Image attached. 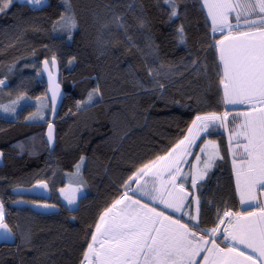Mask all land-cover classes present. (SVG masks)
Here are the masks:
<instances>
[{"label": "trees", "instance_id": "1", "mask_svg": "<svg viewBox=\"0 0 264 264\" xmlns=\"http://www.w3.org/2000/svg\"><path fill=\"white\" fill-rule=\"evenodd\" d=\"M170 10L163 0H48L40 8L15 0L0 13V80L5 82L0 85V201L6 207L4 222L17 236L15 245L0 247V264H81L100 215L136 186L122 187L128 177L165 155L197 115L225 111L218 55L208 47L222 36L211 33L199 0H181L172 21ZM71 23L70 31L63 27ZM180 25L185 43L177 36ZM53 58L61 68L65 98L51 151L41 67ZM97 88L92 102L84 103ZM37 112L42 119H29ZM204 140L215 141L223 159L197 182L200 187H191V177L183 182L193 201L186 212L196 215L199 198L198 220L166 214L190 227L198 223L194 230L208 238L200 229L218 227V212L222 218L225 211L250 209H242L225 133L218 127L197 144L203 147ZM42 181L50 185L60 213L10 206L14 188ZM70 183L85 192L77 210L68 209L58 193ZM216 243L224 245L223 236Z\"/></svg>", "mask_w": 264, "mask_h": 264}, {"label": "snow or ice", "instance_id": "2", "mask_svg": "<svg viewBox=\"0 0 264 264\" xmlns=\"http://www.w3.org/2000/svg\"><path fill=\"white\" fill-rule=\"evenodd\" d=\"M14 2L15 0H0V13ZM25 2L35 8L44 4L45 0ZM180 2L181 0H163L171 9L169 21L179 16ZM199 2L202 10L207 9L205 19L206 23L210 21L211 33H219L222 36V39L214 40L208 45L209 48H215L218 55L220 71L217 75L219 85L222 87L220 103L233 108L247 107L248 110L197 115L187 129V134L178 143L165 155L157 156L155 160L137 168L122 187L128 188L130 183H136L140 187L132 190L134 193L157 201L173 212H181L193 201L188 200L189 194L183 183L177 182L186 179L180 170V164L190 155L200 161L201 156L191 151L192 146L200 147V152L207 158L203 160V170L191 174V187H200L197 181L204 179L216 158H223L219 157L215 141L204 140V146L201 147L197 140L204 139L218 127H226L231 117L233 128L232 135L229 136L228 151L233 157L236 190L242 204L258 210L223 213L224 217L229 218L227 221L229 227L222 233L223 240L229 243L221 248L216 243V235L220 231L218 227L200 229L201 232H207L212 236L209 240L194 230L199 228L198 223L190 227L188 223H182L180 219H174L162 210L158 211L155 207L141 203L139 199H133L125 191L100 215L83 252L81 264H257V259L253 255H246L244 251L239 250V245L250 249L253 254H258L260 264H264V203L259 202L257 194L259 192L260 195H264V0H199ZM253 16L255 19H250ZM119 20L117 17L118 22ZM119 26L125 27L122 23ZM139 26L145 27L143 19L139 21ZM63 27L70 31L75 27V23ZM176 32L179 42L185 43L184 26L180 25ZM49 63L50 61L45 60V67ZM51 63L55 64L54 58ZM192 63L195 65L197 61L193 60ZM202 67L206 70V66ZM149 74H152L151 69ZM4 83L0 80V85ZM58 87L57 85L53 90L51 97L53 105ZM98 93V88L89 93L88 100L84 103L92 102ZM77 106H80V102ZM36 117L43 118L37 112L29 119ZM237 120L240 122L236 123ZM233 138L236 140L234 146ZM241 138L244 141L242 144L239 142ZM47 140L49 144L53 140L51 123L48 124ZM209 147L211 151H208ZM2 155L0 153V156ZM83 159L81 157V161ZM77 168L79 169V165ZM165 173L167 180L163 179ZM146 176L152 178V191L146 190L145 186L149 182L144 179ZM157 181L161 185L159 188L156 187ZM169 185L171 186L168 189L169 198H165L162 189ZM39 186L47 187L43 182ZM75 191L78 189L73 192L60 189L70 205L76 202ZM185 200H188V205H185ZM195 203L196 215L184 212L192 222L198 220L200 213L199 198L195 199ZM42 207L54 205L45 204ZM118 208L120 210L116 211ZM217 219L220 223H225L219 212ZM4 220L3 204L0 203V241L7 242L13 240L15 234ZM22 239L26 243L31 242L28 237ZM198 257L201 259H197Z\"/></svg>", "mask_w": 264, "mask_h": 264}, {"label": "water", "instance_id": "3", "mask_svg": "<svg viewBox=\"0 0 264 264\" xmlns=\"http://www.w3.org/2000/svg\"><path fill=\"white\" fill-rule=\"evenodd\" d=\"M45 61V60H44ZM44 61L42 62L41 67V73L45 80L46 84V95L50 103V116H49V123L53 125V140L51 144L48 143L47 140V132H48V125L45 130V140L46 143L51 151H53L56 147V124L55 121L59 116L61 107L64 102L65 98V91L64 88L60 82L61 79V68L59 65V62L57 59H55V64L53 65L51 62L45 67ZM48 61V60H47ZM51 76V78H50ZM58 87L57 93H56V100L55 104L53 105V101L51 99L53 95V90L56 89V86ZM54 109V110H53ZM48 123V124H49ZM44 184L47 185V187H40L39 185L41 182L36 183L30 187H17L12 190V194L16 197V200L10 204L11 207L14 208H30L33 212L41 215H52V214H58L62 211V207L56 203H54L53 200V191L50 187V185L42 181ZM33 199L32 201L26 199V198ZM54 205V207H42V205ZM6 223V222H4ZM7 224V223H6ZM8 225V224H7ZM10 228V226L8 225ZM11 229V228H10ZM12 230V229H11ZM13 232V231H12ZM14 233V232H13ZM15 234V233H14ZM17 243V236L15 234V237L13 240H9L7 242L0 241V247L3 245H10L13 246Z\"/></svg>", "mask_w": 264, "mask_h": 264}, {"label": "rangeland", "instance_id": "4", "mask_svg": "<svg viewBox=\"0 0 264 264\" xmlns=\"http://www.w3.org/2000/svg\"><path fill=\"white\" fill-rule=\"evenodd\" d=\"M17 1H19V2H21V3H26L25 0H17ZM47 1H48V0H45V3H44V4H42V5L38 6V7H35V8H40V7L44 6L45 4H47ZM32 7H33V6H32ZM230 19H231V18H230ZM250 19H255V17H254V16H253V17H250ZM232 22L235 23L234 20H233ZM216 145H217V143H216ZM194 147H195V146H194ZM194 147L191 148V151H192V149H194ZM217 147H218V146H217ZM211 150H212V149L209 147L208 151H211ZM188 158H189V156H186V157L184 158V160L186 161ZM206 158H207V156L205 157V159H206ZM205 159H204V160H205ZM1 160H2V156H0V163H1ZM191 169H194V168H192V164H191V163L188 164L187 166H185V162L182 163V164H180V170H181V172H182L183 174H185L186 179H187V177H188V175H189ZM199 170L202 171L201 168H199ZM144 179L149 181L148 184L145 186V187H146V190H148V191H152V189H153L152 178L146 176ZM163 179H164V180H167V179H168L166 173L164 174ZM186 179H184L183 181H179V180H178L177 182H178V183H181V182L183 183ZM141 184H143V181H141ZM138 187H140V185L136 184L135 187H133V188H131V189L128 190V194H129V196H131L133 199H139V200H141V203H146V204H148L149 207H155V208H157L158 211H161V210H162V211H164L165 213H166V212H169V213H171V214H174V215L177 216L178 218H180L182 215H184V212H186V207H185L181 212H173L172 209H166V208L164 207L163 204H160V203H158L157 201L151 200V199H149L148 197H142L139 193H134L132 190L137 189ZM156 187H158V188L161 187L159 181L156 182ZM170 187H171V186L169 185L168 187L162 189L165 198H169V197H168V189H169ZM63 189H65L66 192H73L74 190H77V189H78V191H75L76 202H75L74 204H71V205L68 204L67 200L64 198V195L60 192V190L58 191L62 203H63L68 209H70V210H77V209L79 208V205H80L81 200L85 197V192H84L83 187H81V186H79V185H73V184L70 183V184H68L66 187H64ZM187 192H188V191H187ZM188 194H189V192H188ZM189 196H190V194H189ZM189 196H188V199H189ZM187 201H188V200H185V201H184L185 205L187 204ZM0 203H2V202L0 201ZM261 203H264V200L262 201V199H261ZM2 204H3V203H2ZM119 210H120V209L118 208L116 211H119ZM3 211H4L5 216H6V207H5L4 204H3ZM181 222H182V221H181ZM182 223H183V222H182ZM228 227H229V225H227V228H228ZM207 239L211 240V239H212V236L210 235ZM245 254H246V253H245ZM246 255H247V254H246ZM197 259H201V258L198 257Z\"/></svg>", "mask_w": 264, "mask_h": 264}, {"label": "crops", "instance_id": "5", "mask_svg": "<svg viewBox=\"0 0 264 264\" xmlns=\"http://www.w3.org/2000/svg\"><path fill=\"white\" fill-rule=\"evenodd\" d=\"M206 11H207V9H206ZM214 34H219V33H214ZM220 39H222V37H221ZM221 88H222V87H221ZM225 107H226L225 111H232V112H236V111H246V110H248L247 107H241V106H236L235 108H233L232 106H225ZM222 113H223V112H222ZM200 115H203V114H200ZM239 122H240L239 120L236 121V123H239ZM232 128H233V125H232V123H231V117L229 118V122H227L226 127H224V128H220L221 131H222L223 133H225V135H226V137H227V140H228V147H229V136L232 135ZM199 140H200V139L197 140V143H198ZM239 142L242 144L244 141H243V139L241 138ZM235 143H236V140H235V138H233V146L235 145ZM203 146H204V145H203ZM192 147H194V146H192ZM195 148H196V146L194 147V149H192V152L195 153V154L200 155V156H201V160H200V161H197V160L195 159L194 156H191V155H190L189 158L185 161V166H187L188 164L191 163V164H192V168H194V169H191V170H190V173H189V175H188V177H187L186 180H188V178L191 177V174H192V173H194L195 171L199 170V168H201V169L203 170V160L205 159L206 155L203 154V153H201V152H200V149L197 150V151L195 152ZM230 157H231V162H232L233 157H232L231 153H230ZM216 159H217V158H216ZM216 159H215V161H216ZM232 167H233V163H232ZM233 170H234V167H233ZM207 172H208V171H207ZM206 174H207V173H206ZM234 175H235V173H234ZM205 176H206V175H205ZM205 176H204V178H205ZM235 180H236V177H235ZM198 181H200V180H198ZM198 181H197V182H198ZM65 187H66V186H65ZM63 188H64V187H63ZM61 189H62V188H61ZM257 194H258L259 202H261V199H262V201H263V200H264V195H260L259 192H258ZM238 195H239V193H238ZM239 198H240V196H239ZM241 205H242V209H250V211H257V210H258V209L254 208V207H253V208H249L247 205L242 204V203H241ZM248 212H249V211H248ZM239 213H242V212H239ZM234 219H235V217H233V220H234ZM220 247H221V248H224V247H226V246H224V245H220ZM238 247H239V250L244 251L247 255H253L254 258L257 259V264H260V260H259V258H258V254H253V253L251 252L250 249H246L243 245H239Z\"/></svg>", "mask_w": 264, "mask_h": 264}, {"label": "built area", "instance_id": "6", "mask_svg": "<svg viewBox=\"0 0 264 264\" xmlns=\"http://www.w3.org/2000/svg\"><path fill=\"white\" fill-rule=\"evenodd\" d=\"M222 219L225 221V223H219L218 228H219L220 231L217 233L216 239H219V238H221L223 236V234H222L223 233V230L226 229L227 228V225H228L227 221H228L229 218L223 216ZM199 235H201V234H199ZM228 243L229 242L223 240L224 246H227Z\"/></svg>", "mask_w": 264, "mask_h": 264}, {"label": "bare ground", "instance_id": "7", "mask_svg": "<svg viewBox=\"0 0 264 264\" xmlns=\"http://www.w3.org/2000/svg\"><path fill=\"white\" fill-rule=\"evenodd\" d=\"M222 238V237H221ZM221 238H219V239H221ZM217 240V239H216Z\"/></svg>", "mask_w": 264, "mask_h": 264}]
</instances>
